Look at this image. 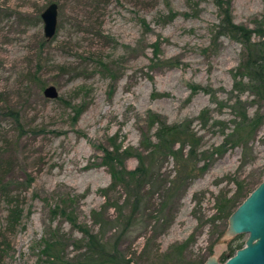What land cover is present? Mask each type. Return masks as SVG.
I'll use <instances>...</instances> for the list:
<instances>
[{"label":"rangeland","instance_id":"1","mask_svg":"<svg viewBox=\"0 0 264 264\" xmlns=\"http://www.w3.org/2000/svg\"><path fill=\"white\" fill-rule=\"evenodd\" d=\"M50 3L58 7L57 27L46 39L40 14ZM0 6V159L10 158L8 176L20 181L14 193L23 208L12 227L0 196V264H36L48 226L65 239V259L83 252L74 248L83 237L78 228L50 211L68 195L82 196L70 207L77 222L99 231L128 264H154L188 239L176 264L210 256L222 263L232 242L244 244L245 234L225 236L229 216L218 209L264 179V100L249 88L250 76L238 73L243 42L216 34L225 10L234 24L264 29V0H0ZM48 85L56 87V99L43 95ZM241 112L262 117L246 147L230 140ZM152 113L168 125L191 121L207 151L197 165H209L162 210L165 196L156 185L171 180L176 166L170 157L146 159L141 204L124 224L116 206L102 210L100 190L110 184L103 149L114 142L147 154L159 127L148 124ZM124 165L132 170L137 160L128 157ZM110 198L118 206L127 198L122 214H132L125 189ZM93 210L110 223L93 224Z\"/></svg>","mask_w":264,"mask_h":264},{"label":"trees","instance_id":"2","mask_svg":"<svg viewBox=\"0 0 264 264\" xmlns=\"http://www.w3.org/2000/svg\"><path fill=\"white\" fill-rule=\"evenodd\" d=\"M217 4L218 6L220 4L222 5L221 2ZM1 13L2 8L0 6V14ZM217 28L216 35L225 34L243 42L242 62L239 65L238 73L248 74L250 76L249 88L254 89L256 95L264 100V29L258 28L252 30L234 24L231 15L228 14V10H225V15L220 19ZM253 33L256 34L257 41H252L251 36ZM158 50V47L154 44L155 57L158 55ZM84 108L85 106L82 104L74 110V121L77 120V117ZM204 112L205 111H203L202 114ZM4 114L12 116L16 121L19 120L18 113L12 108H6ZM149 117L150 120L148 124L150 126L157 124L159 127L154 135L155 141L149 142L150 146L148 148L146 147V149H148L147 154H142V156L140 154L133 155L130 149L123 148L112 142L109 148L103 149V155L101 157V164L106 166L110 174V184L100 190L104 199L102 210L116 206V211L119 213L120 217L123 218L124 224H129L131 222L132 218L135 216L134 213H137L136 210L141 204L144 194L143 189L150 175V168L146 165V159L154 160L158 156L163 158L170 157L176 166V173L171 180H159L160 182L156 185L157 189L163 190L165 196L161 204L162 210L173 193L179 191V189H184L190 181L204 172L209 165L205 162L200 166L197 165L201 155L205 154L207 151L200 149L201 136L192 129L191 121L168 125L163 122L160 114L152 113L149 114ZM239 119L240 121L236 123L233 133L230 134L231 138H229L230 140L232 139L233 145L246 147L249 140L261 125L262 117L256 113L250 118L246 116L244 112H241ZM215 152L221 155L224 150L214 149L213 154ZM131 156L136 158L137 166L132 170H127L124 161ZM11 167L9 157L0 159V196L6 204L7 223L14 227L21 220L23 208L16 202V195L14 193V191L18 189L20 181L14 177L10 178L8 176ZM117 187L125 189L129 195H132V214H127L126 216L122 214L123 208L126 203H128L127 198L124 199L120 206L110 198V193L114 192ZM78 196L82 197L81 195L66 196L61 200V204L54 205L50 211L54 215L59 214L68 219L73 227L78 228L83 237L81 240L74 243V248H83V252L72 259H65V239L60 235L57 228L48 226L43 232L44 234L39 249L40 256L36 264H128L130 261L125 259V255L121 253L115 245H109L106 240L99 237V231L95 232L86 225L77 222L74 212L70 207L73 202L78 199ZM246 196L240 201H238V198L229 200L228 205L224 208L219 207L218 210L227 213L226 217H228ZM120 217L118 216L116 220ZM92 221L93 224L99 225V228H103L106 224L110 223V220L108 218L105 219L102 212L97 210L92 211ZM168 223L169 222H166L164 224V228L168 227ZM239 238L240 236H236L235 240ZM116 241L117 239L114 242ZM81 242H83V246L79 247ZM188 245L189 239L171 246L168 251L160 255L158 261L154 264H176L178 259L182 260L181 257L186 256L185 253ZM242 246L243 245L239 242H232L229 246L231 256ZM205 261L206 260H202L199 264H205Z\"/></svg>","mask_w":264,"mask_h":264},{"label":"water","instance_id":"3","mask_svg":"<svg viewBox=\"0 0 264 264\" xmlns=\"http://www.w3.org/2000/svg\"><path fill=\"white\" fill-rule=\"evenodd\" d=\"M57 12V4L50 3L40 14L46 39L56 33ZM43 95L56 99L58 91L55 86L48 85L43 89ZM227 221L225 236L247 235L243 246L222 263L210 256L205 264H264V179L235 208Z\"/></svg>","mask_w":264,"mask_h":264}]
</instances>
